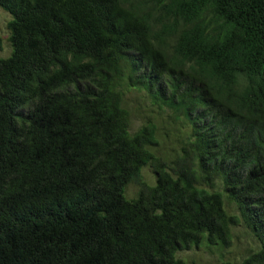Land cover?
<instances>
[{
  "label": "trees",
  "instance_id": "trees-1",
  "mask_svg": "<svg viewBox=\"0 0 264 264\" xmlns=\"http://www.w3.org/2000/svg\"><path fill=\"white\" fill-rule=\"evenodd\" d=\"M0 9V264H184L240 221L259 242L240 264H264V0ZM134 92L155 118L131 133ZM169 129L171 165L155 153ZM147 165L154 185L127 200Z\"/></svg>",
  "mask_w": 264,
  "mask_h": 264
},
{
  "label": "rangeland",
  "instance_id": "rangeland-1",
  "mask_svg": "<svg viewBox=\"0 0 264 264\" xmlns=\"http://www.w3.org/2000/svg\"><path fill=\"white\" fill-rule=\"evenodd\" d=\"M10 15L0 9V37L2 39V47L0 50V58H6L11 54V46L8 41L9 30L8 22ZM125 103L131 108L130 132L133 133L141 126L142 121L146 118H155L152 111L153 107L150 102L139 93H130L124 98ZM148 108L150 110H148ZM152 113V114H147ZM173 116L166 111L160 114L159 121L165 126L169 125ZM170 138H159V144L155 153L171 165L174 159L180 154V148L171 139L174 138L175 131L169 129ZM155 182V174L152 165L142 168L140 179L137 182L128 184L124 190V197L132 200L137 197L140 189L145 186H152ZM220 187V183L217 182ZM226 211L234 216L239 217V212L234 204L225 201ZM231 242L229 246H223L220 243H211L207 239L189 249L177 252L176 257L181 259L184 264H219L221 261H230L232 264H240L241 261L259 249V242L244 225L242 221L230 227Z\"/></svg>",
  "mask_w": 264,
  "mask_h": 264
}]
</instances>
